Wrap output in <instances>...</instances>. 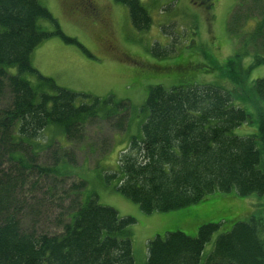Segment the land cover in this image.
I'll return each instance as SVG.
<instances>
[{
  "label": "trees",
  "instance_id": "16d2710c",
  "mask_svg": "<svg viewBox=\"0 0 264 264\" xmlns=\"http://www.w3.org/2000/svg\"><path fill=\"white\" fill-rule=\"evenodd\" d=\"M115 1L127 7L136 29L150 27L151 18L140 0ZM192 1L211 7L209 0ZM39 19L51 21L55 29L41 30ZM250 19L255 22L248 29ZM227 30L237 46L223 68L232 82L242 85L251 69L264 65V0L237 2ZM52 36L75 43L38 0H0V100L8 95L6 105L0 106V264H135L128 229L135 220L119 217L112 207L99 204L96 195L84 199L83 180L70 186L72 211L59 232L36 233L22 226V193L29 179L64 176L59 163L74 161L72 151L59 145L50 128L69 143H81L84 127L95 120L114 118L112 127L119 132L129 126L127 100L70 91L31 65L34 48ZM166 50L171 51L165 48L162 53ZM246 57L251 62L243 67ZM197 65L206 73L216 68ZM12 66L17 74L9 75L6 68ZM23 73L34 74L37 86L21 77ZM248 92L257 101L258 133L238 136L233 130L249 122L250 115L222 87L148 86L142 135L131 137L117 169L102 172V179L147 214L186 208L214 193L264 196L257 147L258 139L264 142V77L254 79ZM49 129L51 135L41 138ZM87 149L93 150L91 145ZM42 152L51 163L40 161ZM205 220L193 235L180 228L157 234L147 243L145 264H264L261 221L253 215L219 234L201 263L204 246L219 227Z\"/></svg>",
  "mask_w": 264,
  "mask_h": 264
},
{
  "label": "rangeland",
  "instance_id": "374dc122",
  "mask_svg": "<svg viewBox=\"0 0 264 264\" xmlns=\"http://www.w3.org/2000/svg\"><path fill=\"white\" fill-rule=\"evenodd\" d=\"M140 1L151 18L150 27L145 30L136 29L127 7L115 0H92L95 10L82 0H38L75 43L65 42L60 36L45 39L32 51L31 65L63 88L100 98L113 95L115 100H127L131 110L126 131L113 129L114 118L98 119L84 127L81 143L79 140L69 143L55 127L50 128L59 145L69 154L72 151L74 161L59 163L64 176L59 173L58 177L29 179L22 193L25 199L22 226L36 233L59 232L60 223L67 221L72 211L70 186L83 180L86 183L81 193L84 199L96 195L99 204L112 207L119 217L130 216L135 220L128 227L135 264L146 263L147 243L157 234L180 228L193 235L195 226L206 217L205 221L219 223L204 246L203 263L217 236L229 231L236 221L249 220L252 215L260 219V235L264 238V196L241 197L233 191L214 193L186 208L147 214L114 190L112 183H105L102 172H114L131 137H141V124L147 115L142 106L151 85L220 86L232 94L235 105L250 115V121L235 128L233 133L238 136L258 133L257 101L248 89L254 79L264 77V65L251 69L242 85L232 82L223 68L237 46L227 25L237 2L250 0H209L210 8L192 0ZM254 22L255 19L249 20L248 29ZM38 26L44 31L55 29L47 19H39ZM165 48L171 51L162 53ZM250 62L251 57L244 58L243 67ZM199 63L216 68L206 73L204 68H199ZM6 72L14 75L17 69L7 67ZM21 77L34 87L38 84L34 74L23 73ZM42 91L51 93L43 87ZM7 98L6 94L0 106L6 105ZM50 129L41 138L49 137ZM89 145L92 151L87 149ZM54 147H58L56 140ZM257 147L261 153L260 168L264 170V142L258 139ZM104 149L107 150L102 153ZM102 154H106L103 159ZM39 157L42 163H51L45 152Z\"/></svg>",
  "mask_w": 264,
  "mask_h": 264
},
{
  "label": "flooded vegetation",
  "instance_id": "af4514ba",
  "mask_svg": "<svg viewBox=\"0 0 264 264\" xmlns=\"http://www.w3.org/2000/svg\"><path fill=\"white\" fill-rule=\"evenodd\" d=\"M82 2L88 7V8H91L93 10H95L94 6H93V3H92V0H82Z\"/></svg>",
  "mask_w": 264,
  "mask_h": 264
}]
</instances>
